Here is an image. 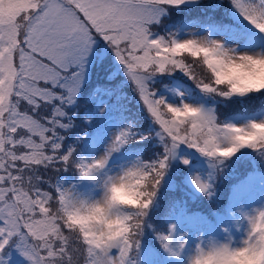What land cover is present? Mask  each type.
Here are the masks:
<instances>
[{
  "label": "snow or ice",
  "instance_id": "snow-or-ice-1",
  "mask_svg": "<svg viewBox=\"0 0 264 264\" xmlns=\"http://www.w3.org/2000/svg\"><path fill=\"white\" fill-rule=\"evenodd\" d=\"M0 264H264V0H0Z\"/></svg>",
  "mask_w": 264,
  "mask_h": 264
}]
</instances>
